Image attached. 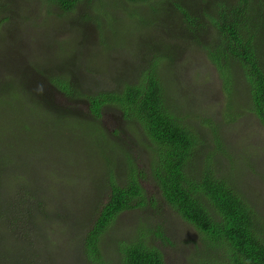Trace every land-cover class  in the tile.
<instances>
[{"label": "rangeland", "instance_id": "obj_1", "mask_svg": "<svg viewBox=\"0 0 264 264\" xmlns=\"http://www.w3.org/2000/svg\"><path fill=\"white\" fill-rule=\"evenodd\" d=\"M257 2L264 9V0ZM134 7L137 13L139 6ZM141 13L126 15L119 0H94L90 7L81 0L70 12L53 0H0V99L15 93L21 122L6 113L9 105L1 112L9 126L20 129L26 175L34 176L35 190L48 194L56 222V236L49 238L55 246L45 241V230L35 229L37 247L23 236L2 243L0 264H92L83 253V239L109 199V170L124 185L132 159L147 203L119 215L103 242L107 263L120 264L118 242L135 241L141 232L166 264L202 258L201 234L172 213L149 174L144 135L140 138L115 107L103 109L97 120L102 129L90 110L88 95L123 89L124 79L133 82L142 66H152L148 59L157 53L155 46H146L151 37L160 45L157 67L166 101L179 104L175 114L199 139L189 173L202 172L209 160L215 173L230 179L253 205L264 225V125L251 110L247 85L235 81L232 91H226L206 47L191 35L184 39L188 26L181 14L172 13L173 19L169 15V23L162 24L156 20L164 17L153 16L148 7ZM144 15L148 21L142 25ZM259 31L264 32V20ZM52 76L74 84L78 93L67 98L52 85ZM58 116L68 121L56 123ZM7 228L0 218V230ZM30 249L41 253L38 259H30ZM205 251L214 252L212 247Z\"/></svg>", "mask_w": 264, "mask_h": 264}, {"label": "trees", "instance_id": "obj_2", "mask_svg": "<svg viewBox=\"0 0 264 264\" xmlns=\"http://www.w3.org/2000/svg\"><path fill=\"white\" fill-rule=\"evenodd\" d=\"M53 1L70 12L81 0ZM84 1L90 7L94 0ZM119 3L126 15L142 16V8L148 7L153 16L164 17L163 22L165 17L173 19L174 12L181 14L188 26V31L183 32L184 39L191 35L200 47H206L212 62L220 70L228 93L235 81L247 85L251 110L264 125V32L259 31L264 9L257 0H119ZM134 5L139 6L137 13ZM87 19L96 21L92 15ZM115 20L119 21L118 18ZM141 21L143 25L148 19L144 15ZM146 46H155L157 53L148 59L150 68L142 66L138 75L133 76V82H128L130 77L124 79L123 89L88 95L96 124L101 128L97 120L103 109L111 106L134 125L140 138L144 135L149 174L157 183L160 196L173 214L191 224L202 236V258L193 260L192 264H264V225L259 222L253 205L235 189L230 179L215 173L209 160H205L206 169L202 172L189 173L188 166L199 139L193 129L182 123L184 117L175 114L179 104L171 106L166 101L157 67L161 64L157 52L161 51L160 45L151 37ZM173 50L178 51V47L173 46ZM144 60H147L146 56ZM51 78L55 80L52 85L67 98L76 95L74 84L59 81L56 76ZM7 94V100L0 99V218L7 222L8 228L0 230V244L23 236L30 240L32 247H37L34 230H45L43 236L48 241L51 235L56 236V222L52 221L54 216L48 208L51 200L48 194L35 190L34 176L30 179L26 175L22 159L27 155L23 151L24 143L17 137L20 129L9 126L5 113L1 112L9 105L6 113L15 115V123L21 122L16 119L22 115L17 111L20 109L18 97L13 91ZM55 121L64 124L68 119L58 116ZM127 164L130 171L124 185L118 184L113 169L109 170V199L83 239V253L92 264H109L103 242L119 215L147 203L146 191L140 182L141 173L133 159ZM145 239L141 232L135 241H119L117 259L120 264H166L163 253L148 246ZM53 243L54 239H51L49 244L55 246ZM208 247H212V254L205 253ZM40 254L30 249L31 260L38 259ZM47 261L49 263L45 258Z\"/></svg>", "mask_w": 264, "mask_h": 264}]
</instances>
